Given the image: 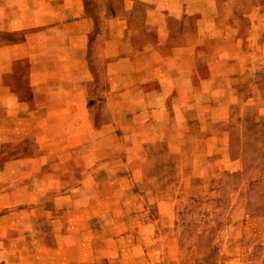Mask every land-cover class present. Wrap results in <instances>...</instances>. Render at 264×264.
Wrapping results in <instances>:
<instances>
[{
	"label": "crops",
	"instance_id": "crops-1",
	"mask_svg": "<svg viewBox=\"0 0 264 264\" xmlns=\"http://www.w3.org/2000/svg\"><path fill=\"white\" fill-rule=\"evenodd\" d=\"M263 66L264 0H0L5 264H86L111 247L127 168L156 167L143 141L190 112L264 122Z\"/></svg>",
	"mask_w": 264,
	"mask_h": 264
},
{
	"label": "rangeland",
	"instance_id": "rangeland-1",
	"mask_svg": "<svg viewBox=\"0 0 264 264\" xmlns=\"http://www.w3.org/2000/svg\"><path fill=\"white\" fill-rule=\"evenodd\" d=\"M257 75L264 82V66ZM231 111L205 121L190 112L184 124L172 121L176 134L143 141L156 167H128L127 193L109 201L127 230L86 264H264V122L254 109ZM134 139L124 141L132 147ZM6 238L0 233V243ZM11 250L0 247V264Z\"/></svg>",
	"mask_w": 264,
	"mask_h": 264
}]
</instances>
